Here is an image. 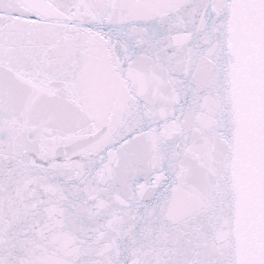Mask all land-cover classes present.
Returning a JSON list of instances; mask_svg holds the SVG:
<instances>
[{"label":"snow or ice","instance_id":"snow-or-ice-1","mask_svg":"<svg viewBox=\"0 0 264 264\" xmlns=\"http://www.w3.org/2000/svg\"><path fill=\"white\" fill-rule=\"evenodd\" d=\"M0 264H264V0H0Z\"/></svg>","mask_w":264,"mask_h":264}]
</instances>
